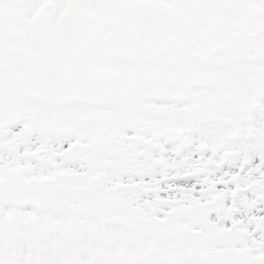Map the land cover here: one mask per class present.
Wrapping results in <instances>:
<instances>
[{
	"label": "snow or ice",
	"instance_id": "6c2138e0",
	"mask_svg": "<svg viewBox=\"0 0 264 264\" xmlns=\"http://www.w3.org/2000/svg\"><path fill=\"white\" fill-rule=\"evenodd\" d=\"M0 264H264V0H0Z\"/></svg>",
	"mask_w": 264,
	"mask_h": 264
}]
</instances>
